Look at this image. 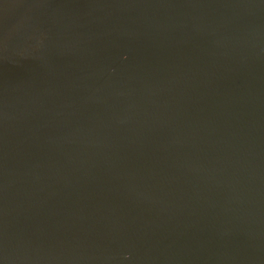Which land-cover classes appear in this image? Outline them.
<instances>
[{
    "label": "water",
    "instance_id": "95a60500",
    "mask_svg": "<svg viewBox=\"0 0 264 264\" xmlns=\"http://www.w3.org/2000/svg\"><path fill=\"white\" fill-rule=\"evenodd\" d=\"M0 264H264V0H0Z\"/></svg>",
    "mask_w": 264,
    "mask_h": 264
}]
</instances>
